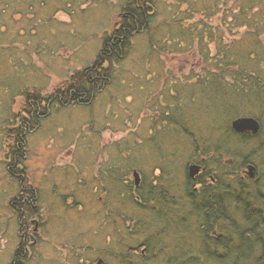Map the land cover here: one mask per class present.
Wrapping results in <instances>:
<instances>
[{
	"label": "rangeland",
	"instance_id": "1",
	"mask_svg": "<svg viewBox=\"0 0 264 264\" xmlns=\"http://www.w3.org/2000/svg\"><path fill=\"white\" fill-rule=\"evenodd\" d=\"M126 1L36 5L1 27L0 264H12L21 239L26 264H95L99 257L104 264H182L183 257L199 255L201 217L184 210L178 218L187 220L174 226L159 220L158 204L150 210L141 197L148 200L149 191L163 188L184 199L185 166L196 158L189 136L171 132L163 114L172 109L198 143L214 147L223 139L229 114L242 108L237 105L242 94H222L209 79L194 78L209 71L197 37L202 35L213 52L209 31L227 41L242 34L240 28L228 30L230 21L223 17L234 0H156L152 28L132 39L110 85L88 106L53 109L27 136L26 179L30 189H37L39 212L25 219L10 205L19 190L6 169L4 149L11 139L4 127L20 109L19 92L36 87L48 94L90 65ZM31 22L42 24L34 36ZM261 38L264 42V34ZM217 150L206 151L212 162L203 158L213 171L228 160L222 155L219 163ZM133 170L139 173L138 186ZM144 245L143 258H128L130 247L142 252ZM199 264L219 263L200 256Z\"/></svg>",
	"mask_w": 264,
	"mask_h": 264
},
{
	"label": "trees",
	"instance_id": "2",
	"mask_svg": "<svg viewBox=\"0 0 264 264\" xmlns=\"http://www.w3.org/2000/svg\"><path fill=\"white\" fill-rule=\"evenodd\" d=\"M54 2L61 3V0H0V47L1 42L5 40V31L1 27H7L15 15L16 19H20L28 15V10L34 6L46 4L54 7ZM59 9L61 7L57 8ZM156 11V0H127L118 14V22L110 31L104 32L101 46L90 65L75 71L67 79L56 84L48 94H43L41 89L36 87L24 88L19 92L22 94L20 109L4 127L6 137L11 139V144L4 149L6 169L9 176L18 183L19 190V197L15 196L10 200L15 214L27 219L32 213L39 212V209H36L39 205L37 189H30L26 179L24 161L27 136L37 130L42 119L49 117L53 109L90 105L93 96L102 93L110 85L115 66L127 55L132 39L152 28ZM223 17L224 20L230 21L227 23L228 30L240 28L242 34L227 41L220 33L214 36L213 32L209 31V38L214 41L213 52L203 43L202 35L197 37L209 71L194 78L201 83L209 79V85L213 89L221 88L222 94H242L238 104L234 103L241 105V110L235 109L229 114L223 139L216 142L214 147L198 143L190 128L177 119L172 109L163 114V119L168 121L167 126L171 132L176 133L179 129L189 136L193 156L196 157L189 162L200 163L207 169L203 158L212 162L206 153L209 147L218 149L214 158L219 163L222 155L228 158L223 165L220 163L215 168L216 171L225 172L226 183L222 190L220 187L214 189L215 187L211 186L194 190L185 174L184 199H177L163 188L155 192L149 191L148 200L141 197V194L140 197L146 204L147 201L150 203L147 206L150 210L157 209L158 204L159 220L170 223L172 221L174 226H181L187 220L184 216L178 218V213L184 210L196 212L201 217L203 238L198 254L206 261L214 260L219 264H264V42L261 38L264 34V0H234L232 8ZM2 18L7 20L2 22ZM50 18L42 24L50 21ZM40 25L31 22V35L37 34L36 28ZM2 51L0 48V53L4 54ZM247 114H256L260 123L259 131L255 134L233 131L230 126L232 118L249 116ZM249 163L255 167V178L244 182L240 178V172ZM208 170L213 171V168ZM157 187L154 186V190ZM135 190L137 197L139 188ZM137 206L142 207L138 202ZM144 207L146 208V205ZM229 241L230 246L227 243ZM25 246L26 243L21 239L14 252L12 264H26ZM144 246L142 250L146 253L148 246ZM137 247L128 249V258L133 257L131 254L143 258L145 253ZM184 255L186 254L182 256ZM199 255L183 257L182 264H199Z\"/></svg>",
	"mask_w": 264,
	"mask_h": 264
},
{
	"label": "water",
	"instance_id": "3",
	"mask_svg": "<svg viewBox=\"0 0 264 264\" xmlns=\"http://www.w3.org/2000/svg\"><path fill=\"white\" fill-rule=\"evenodd\" d=\"M230 126L237 133L251 132L255 134L259 131L260 123L255 117L239 116L231 120ZM244 170L249 177L253 178L255 176V167L253 164L249 163ZM199 171V164L191 163L187 166V175L192 179ZM133 177L135 186H138L139 174L136 170L133 171Z\"/></svg>",
	"mask_w": 264,
	"mask_h": 264
},
{
	"label": "flooded vegetation",
	"instance_id": "4",
	"mask_svg": "<svg viewBox=\"0 0 264 264\" xmlns=\"http://www.w3.org/2000/svg\"><path fill=\"white\" fill-rule=\"evenodd\" d=\"M193 163V162H189ZM188 163V164H189ZM196 163V162H195ZM187 164V165H188ZM200 165V172L197 176H195L193 179H190L188 177V180L190 184L192 185L194 190H199L203 186H211L216 188H221L225 185V172L224 171H210L208 168L206 169L204 165L198 163ZM201 175V176H199ZM199 176V177H198ZM240 178L243 179L244 182H247V179L253 180L255 177L251 178L248 176V174L243 169L240 172ZM144 249L142 250L143 253ZM95 264H104L103 258L99 257L97 258Z\"/></svg>",
	"mask_w": 264,
	"mask_h": 264
},
{
	"label": "bare ground",
	"instance_id": "5",
	"mask_svg": "<svg viewBox=\"0 0 264 264\" xmlns=\"http://www.w3.org/2000/svg\"><path fill=\"white\" fill-rule=\"evenodd\" d=\"M228 243V245L230 246V241L229 242H227Z\"/></svg>",
	"mask_w": 264,
	"mask_h": 264
}]
</instances>
